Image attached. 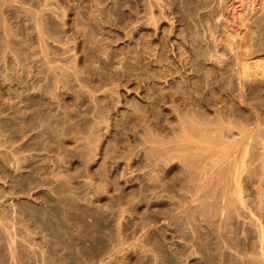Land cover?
Segmentation results:
<instances>
[{
  "label": "rangeland",
  "instance_id": "1",
  "mask_svg": "<svg viewBox=\"0 0 264 264\" xmlns=\"http://www.w3.org/2000/svg\"><path fill=\"white\" fill-rule=\"evenodd\" d=\"M8 3L0 55L4 17L37 67L0 125V264H264V0ZM45 10L71 52L39 40ZM43 63L79 70L50 106Z\"/></svg>",
  "mask_w": 264,
  "mask_h": 264
},
{
  "label": "bare ground",
  "instance_id": "2",
  "mask_svg": "<svg viewBox=\"0 0 264 264\" xmlns=\"http://www.w3.org/2000/svg\"><path fill=\"white\" fill-rule=\"evenodd\" d=\"M8 0H0V7H3V6H8ZM9 5H11V4H9ZM42 15H40L39 17H38V15H37V17L38 18H36V20L34 19V21H35V26H36V29L35 30H37V34H39L40 35V37L39 38H41V39H39L40 41L42 40H44V41H46V42H48L47 44H49V46H50V44L52 43V45H60V47L62 46V47H64L63 49H64V52H62V53H64V54H67V53H69V52H71V50H72V47H66L67 45L64 43V41H66L65 39H67V37L65 38L64 37V27H65V24L67 23L66 22V20H64L63 18L66 16H64V17H62L61 15H60V13L59 12H57V11H53V10H50V11H43L42 13H41ZM62 15H64V14H62ZM66 18V17H65ZM27 19V18H26ZM1 22H2V30H3V39H2V44H3V49H4V52L2 53V55H0V62L2 63V68H0V125H2V126H9L10 124H11V118L13 117H11V118H8V116H7V114L5 113L6 112V109L9 107V105L10 104H12V103H17V101L16 102H14L16 99H20L21 98V95H23L22 93V87L20 86V81L21 80H23V79H25V78H30V76H31V74H32V70H34L36 67H34L33 65V67L34 68H30V69H28L27 68V63L29 62H27V60H28V58H26V60H24L22 57H25L23 54L25 53H23L21 50H22V47L20 46V49L21 50H19V48H17V50H15V48H14V46H15V44L13 43V40L15 39V37H17L18 35H16V34H14L13 33V30L9 27V25H7V22H6V19L4 18V17H2L1 18ZM24 21H26L27 22V20H24ZM64 21L66 22V23H64ZM25 23V22H24ZM28 23V22H27ZM26 23V24H27ZM27 34V33H26ZM24 37H26V36H24ZM25 39V38H24ZM16 41V40H15ZM14 41V42H15ZM41 41V42H42ZM43 41V42H44ZM1 43V42H0ZM21 43V42H20ZM45 43V42H44ZM70 43V42H69ZM14 44V45H13ZM23 45V44H22ZM27 45V44H26ZM64 45H66V46H64ZM47 46V45H46ZM45 45H44V47H45V49L48 47H46ZM24 48H25V46H23ZM44 47H43V50L44 51H47L48 49H49V47H48V49L47 50H45L44 49ZM56 47V46H55ZM23 48V49H24ZM52 48V47H51ZM57 48H59V47H56V49ZM25 50V49H24ZM1 51H3V50H1ZM7 51H10V53L12 54V56H13V60H11L12 58V56L10 57L11 59V66H8L9 65V63L6 65V61H8V59H7V56H5V54L7 53ZM26 51V50H25ZM49 51H50V49H49ZM58 52V51H57ZM73 52V51H72ZM9 53V52H8ZM8 53H7V55H8ZM23 53V54H22ZM46 53H48V52H46ZM26 55V54H25ZM68 55H70V56H67V55H65V56H67V57H65L64 56V58H63V61H64V63H65V65L66 66H68V65H70V67H73V66H75L76 67V65H73V64H71L74 60H73V54L71 55V54H68ZM5 57H6V61H5ZM73 60V61H72ZM29 64H30V62H29ZM43 64H45V65H47V63H43ZM68 64V65H67ZM45 65H43V66H45ZM71 65H73V66H71ZM42 66V67H43ZM56 66H60V65H56ZM64 66V65H63ZM66 66L65 67H62V66H60L61 67V69H55V67L54 68H52V69H50V67L51 66H49L48 67V65L46 66V67H48L49 69H48V72H46V67H45V72L47 73V77L46 78H42V77H44L43 75H44V73L42 74V76H41V79H40V77L38 76V75H41L40 73L37 75V77L36 78H34V79H37L38 77H39V81L37 80H32V82L30 83V87H31V89H32V97L34 98V100L35 99H37V97H39L37 100L39 101V105H41L40 103H45V106H50V102H49V104H48V101L50 100V98H52V96L53 95H55V93H58V91L61 89V88H64V87H66L65 86V84L66 85H68L67 83H69V82H67V83H65L66 81H70V76L72 75V77H71V79L72 80H74V77H73V74H74V76L76 75L75 73L77 72V71H79V70H76L77 68H74L73 70L70 68V67H68V69L67 70H69V68L71 69V70H69V71H67L66 69H62V68H66ZM28 67H31V66H28ZM41 67H39V69H40ZM41 70V69H40ZM74 70H76V72L74 71ZM72 71V72H71ZM74 71V72H73ZM36 72H40V71H36ZM77 74H78V72H77ZM81 75V73L79 74V75H77L78 77ZM34 76V75H33ZM77 76H76V82L78 81V83H80V82H82L81 80H83V79H79V78H77ZM35 77V76H34ZM78 79V80H77ZM17 80V81H16ZM80 80V81H79ZM90 79H88V82H90L89 81ZM19 81V82H18ZM28 81V80H27ZM71 82V81H70ZM84 82H86L85 84H83L84 85V87L86 86V84H88L87 83V80H85ZM93 82V81H92ZM21 83H23L24 85H25V83L27 84V82H25V80H24V82L22 81ZM72 83H73V81H72ZM77 83V84H78ZM22 84V85H23ZM76 84V85H77ZM26 86V85H25ZM29 86V85H28ZM27 86V87H28ZM64 86V87H63ZM78 86H79V88L80 89H82V85L81 84H78ZM81 86V87H80ZM89 86V85H88ZM74 88V87H73ZM89 87H87L85 90H87ZM90 88H91V86H90ZM65 90H67L66 88H65ZM25 91V90H24ZM28 91V90H27ZM68 91V90H67ZM88 91V90H87ZM86 91V92H87ZM60 92H64L63 90H60ZM77 92V91H76ZM80 92H81V90H80ZM92 92H94V91H92ZM92 92L90 93H86L84 96H85V98H86V100L90 103V106H89V109L90 110H92V111H94V110H96L95 109V107H96V105H95V102L97 103V101H95V96L94 95H96V94H92ZM25 93H27V92H25ZM72 93V92H71ZM73 94V93H72ZM75 94V93H74ZM73 94V95H74ZM26 95V94H25ZM28 95V94H27ZM78 95V94H77ZM59 96H60V94H59ZM81 96H82V93H81ZM27 97V96H26ZM64 97V96H63ZM32 98V99H33ZM23 99H24V97H23ZM28 100H30V98H27ZM69 99H71V98H69ZM74 99H76V98H74ZM33 100V101H34ZM25 101V100H24ZM32 101V100H31ZM37 101V102H38ZM65 101V100H64ZM71 101V100H70ZM12 102V103H11ZM22 103H23V101H21ZM20 102V103H21ZM25 102H28V101H25ZM58 102V101H57ZM18 103H19V101H18ZM29 103V102H28ZM46 103H47V105H46ZM61 104L63 103V102H60ZM13 105V104H12ZM21 105V104H20ZM23 105V104H22ZM36 105V104H35ZM44 105V104H43ZM42 105V106H43ZM63 105V104H62ZM82 105V104H81ZM65 106H68V105H65ZM20 107V106H19ZM63 107V106H62ZM78 107H81V106H78ZM10 108H12V107H10ZM16 107H14V109H15ZM65 108H67V107H65ZM64 108V109H65ZM69 108V107H68ZM13 109V110H14ZM20 109H23V108H20ZM26 109V108H25ZM29 110H30V108H28ZM36 109V108H35ZM44 109V108H43ZM70 109H72V108H70ZM81 109H83V111H84V106H82L81 107ZM80 109V110H81ZM86 109V108H85ZM88 109V110H89ZM98 109V108H97ZM29 110H28V114H29ZM37 110H38V107H37ZM67 110V109H66ZM75 110V109H74ZM79 109L77 108V111H78ZM16 111V110H15ZM33 111V110H32ZM39 111V110H38ZM42 111V110H41ZM65 111V110H64ZM67 111H70V110H67ZM97 111V110H96ZM85 112V111H84ZM84 112H82V113H84ZM91 112V111H90ZM22 113H24V112H22ZM74 113V112H73ZM15 114V113H14ZM17 114H18V112H17ZM31 114V113H30ZM79 114H81V113H79ZM79 114H77V115H79ZM93 114V113H92ZM32 115V114H31ZM43 115V114H42ZM67 115H68V113H67ZM88 115V114H87ZM95 115V114H94ZM97 115V114H96ZM10 116V115H9ZM33 116V115H32ZM41 116V115H40ZM43 117V116H42ZM83 117V116H82ZM85 117V116H84ZM87 117H89L90 118V115L89 116H86L85 118H87ZM13 118H15V117H13ZM37 118V117H36ZM93 118H94V116H93ZM96 118V117H95ZM40 119V118H39ZM65 119H66V117H65ZM64 120V119H63ZM62 120V121H63ZM89 120V119H88ZM93 121V120H92ZM12 123H14V122H12ZM15 123H16V121H15ZM94 123H96L95 122V120H94ZM52 124V123H51ZM56 124V123H55ZM58 124H60L59 122H58ZM57 124V125H58ZM68 124V123H67ZM81 124V123H80ZM92 124H93V122H92ZM48 125V124H47ZM54 125V124H53ZM61 125V124H60ZM64 125H66V122H65V124ZM70 125V126H69ZM5 126V127H6ZM11 126V125H10ZM62 126H63V124H62ZM61 126V127H62ZM67 126V125H66ZM68 128H69V131L70 132H66V134L65 135H68L69 136V134H67V133H71L72 135H73V138L75 137V139H78V138H82V139H85V141L83 140V142L85 143L86 142V145L85 146H83V145H81V146H83L85 149V154H87L86 152H94L93 151V149H94V140H93V136H94V132H93V129L92 128H89L87 131H85V132H82L81 130H80V125H79V123L78 122H74V123H72V124H68ZM93 127H94V125H92ZM51 127V126H50ZM54 127V126H53ZM57 127V126H56ZM60 127V128H61ZM65 127V126H64ZM8 128V127H7ZM7 128H5V129H7ZM59 128V130H61ZM67 128V127H66ZM4 129V128H3ZM10 129V128H9ZM47 130H48V128H46ZM45 129V130H46ZM53 129V128H52ZM55 129H57V128H55ZM49 130H50V128H49ZM48 130V131H49ZM67 130V129H66ZM95 130V129H94ZM58 131V130H57ZM68 131V130H67ZM51 132V131H50ZM49 132V133H50ZM61 132V131H60ZM52 134H54L53 132H52ZM58 134V133H57ZM56 134V135H57ZM60 135V134H59ZM62 136V135H61ZM64 137V136H63ZM71 137V136H70ZM67 139H69V138H67ZM81 139V140H82ZM69 141V140H68ZM80 141V140H79ZM78 142V141H77ZM75 143V142H74ZM80 143V142H79ZM77 145H78V143H77ZM67 146V145H66ZM73 146V145H72ZM75 146V145H74ZM76 147V146H75ZM70 148V147H69ZM79 148V147H78ZM73 149V148H72ZM75 150V149H74ZM78 150H80V149H78ZM83 150V151H84ZM77 151V150H76ZM80 151H82V150H80ZM81 154V153H80ZM63 184H61V186H62ZM64 186H66V185H64ZM60 187V186H59ZM62 192H63V186H62V190H61Z\"/></svg>",
  "mask_w": 264,
  "mask_h": 264
}]
</instances>
